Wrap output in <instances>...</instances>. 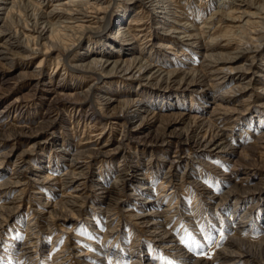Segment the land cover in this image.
<instances>
[{
	"label": "rangeland",
	"instance_id": "rangeland-1",
	"mask_svg": "<svg viewBox=\"0 0 264 264\" xmlns=\"http://www.w3.org/2000/svg\"><path fill=\"white\" fill-rule=\"evenodd\" d=\"M0 264H264V0H0Z\"/></svg>",
	"mask_w": 264,
	"mask_h": 264
},
{
	"label": "bare ground",
	"instance_id": "bare-ground-1",
	"mask_svg": "<svg viewBox=\"0 0 264 264\" xmlns=\"http://www.w3.org/2000/svg\"><path fill=\"white\" fill-rule=\"evenodd\" d=\"M234 56V55H233ZM235 57H237V56H235ZM234 59H236V58H233V59H231L230 60V58H229V60L228 61H233ZM226 63H229V62H227L226 61ZM139 110L137 109V110H135V111H131V112H129V114L128 115H130V116H128V118L130 117V121H131V119H133V118H135L137 115H138V112ZM220 137H222V136H218L217 138H213L212 140H210V141H208L207 142V145H208V147H213L214 145H215V148H216V146H218V144L216 143L218 140H221L222 138H220ZM223 140V139H222ZM221 143V142H220ZM217 144V145H216ZM222 145H220V146H218V148L219 147H221ZM204 148H206V147H204ZM222 149L224 150V148L223 147H221V150L220 151H222ZM127 175H129L128 173H127ZM170 183V182H169ZM35 192H37V191H35ZM38 193V192H37ZM151 225H154V224H151ZM166 238H161L160 240H159V242L160 243H168V239L167 240H165ZM171 243V242H170ZM169 249H170V246L168 247ZM166 249V248H165ZM240 251V250H239ZM243 251V252H242ZM224 254V253H223ZM229 254V253H228ZM228 256V255H227ZM224 258L225 257V255H223V256H221V258ZM229 257H231L232 259H238V260H241V259H243V258H247V257H253V255L249 252V251H246V250H241V252H239L238 254H233L232 256H229ZM255 257V256H254Z\"/></svg>",
	"mask_w": 264,
	"mask_h": 264
}]
</instances>
